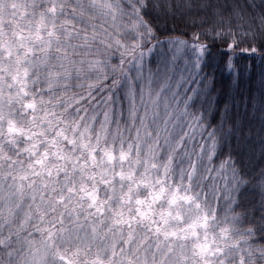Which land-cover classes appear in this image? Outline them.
Masks as SVG:
<instances>
[{"label":"clouds","instance_id":"9594fccd","mask_svg":"<svg viewBox=\"0 0 264 264\" xmlns=\"http://www.w3.org/2000/svg\"><path fill=\"white\" fill-rule=\"evenodd\" d=\"M194 35L264 0H0V264H264V94L214 106Z\"/></svg>","mask_w":264,"mask_h":264},{"label":"trees","instance_id":"16d2710c","mask_svg":"<svg viewBox=\"0 0 264 264\" xmlns=\"http://www.w3.org/2000/svg\"><path fill=\"white\" fill-rule=\"evenodd\" d=\"M231 41H217L208 45V51L202 58L205 66L212 71L214 87L220 89V95L213 98L223 106L231 101L234 109L248 112L255 110L254 100L264 94V44L258 45L246 41L237 42L235 50H229ZM255 49V51H253ZM232 59L234 67L228 69L227 61Z\"/></svg>","mask_w":264,"mask_h":264},{"label":"snow or ice","instance_id":"6c2138e0","mask_svg":"<svg viewBox=\"0 0 264 264\" xmlns=\"http://www.w3.org/2000/svg\"><path fill=\"white\" fill-rule=\"evenodd\" d=\"M198 41H199V36L198 35H194L193 36L192 48L197 51V59H196V65L197 66H199L201 64V59L204 57V55L208 51V45L205 44V43H200ZM171 43L176 47L177 52L180 53V52H182V50L184 49L185 45L188 42L185 41V40H182V39H177V40L171 41ZM236 46H237L236 42H232V43L228 44L229 50H232V51L235 50ZM253 51H255V49H253ZM226 66L230 70L234 67L231 58L228 59Z\"/></svg>","mask_w":264,"mask_h":264}]
</instances>
